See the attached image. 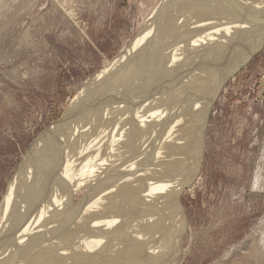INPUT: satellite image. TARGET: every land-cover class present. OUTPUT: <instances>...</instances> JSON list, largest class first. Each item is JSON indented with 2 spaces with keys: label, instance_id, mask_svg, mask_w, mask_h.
<instances>
[{
  "label": "rangeland",
  "instance_id": "1",
  "mask_svg": "<svg viewBox=\"0 0 264 264\" xmlns=\"http://www.w3.org/2000/svg\"><path fill=\"white\" fill-rule=\"evenodd\" d=\"M164 1L167 0H0V212L6 215L8 221L13 219L11 212L20 204L18 176L25 171L23 162L30 151L36 154L47 143L46 151L53 147L55 152H60L62 161L52 173L54 180L51 185L57 183L53 192L45 189L40 199L44 200L46 213L53 212L58 221L63 211L80 206V202L88 203L87 210L97 203V196L86 193L85 180L90 171L80 184L76 181L69 184L73 182L72 178L77 177L72 168L74 163L66 160L68 155L74 157V144L66 155L63 142L67 140V144H72L74 137L66 130L62 133L56 128L66 126L68 122L72 125L80 115V119H84L85 115L80 111L88 107L86 104L89 101L92 103L95 100L97 79L103 77L108 68L113 71L125 64L123 68L130 69L141 61L145 64L152 61L151 58L156 60L167 55L164 54L166 46L159 42L157 34H150L149 39L143 38L145 32H153L147 29L146 19ZM187 3L191 9L187 8ZM169 5L173 12L168 15L172 24L167 26L165 33L177 36L188 33L195 37L214 31L208 28L227 25L221 31L232 35L228 39L231 48L222 55L225 59L222 69L241 41V48L244 45L254 46L247 60L226 77L212 100L200 160L196 163L188 160L186 166L180 167L181 177L196 167L193 179L186 180L183 186L180 184L174 194L177 198L169 201L171 205L164 203L163 199L158 202L159 205H167L168 210L176 207L181 217L175 227L180 232H176L177 236L169 242L176 249L171 263L264 264V38L259 39L261 41L253 39L254 33L260 32L264 26V13L249 8L238 9L224 0H169ZM167 7L163 6L162 10L169 13ZM245 36L251 40L244 41ZM137 37L142 38L143 47L135 48L133 53L146 57H139V64L135 65L136 55H132V61H127L124 56L121 61L112 64L130 51L128 47L135 40H140ZM186 37H178V43L186 41L181 48H198L204 42L202 39L198 41L200 38L181 39ZM177 47L167 53L171 54ZM214 49L208 48L205 55L209 57L208 53H213ZM189 52L193 53L192 49ZM221 61L220 55H213L211 65L214 67ZM153 84L156 86L159 82L154 81ZM194 93L198 100H202L199 98L200 88ZM76 96L83 105L87 103L83 106L78 98L75 100ZM90 111L85 112L86 116ZM85 126H89L87 122L81 127L83 132ZM41 138L46 139L42 141ZM168 150L172 149H168L167 145L164 151ZM114 154L115 151L110 158ZM93 160L94 155L89 163ZM30 161L28 156L27 162L33 166ZM106 162L104 160V164ZM65 174L68 175L66 182ZM6 198L10 203L4 200ZM108 198L110 205L107 210L115 209V197L110 194ZM13 205L18 206L15 208ZM78 218L76 223L68 222L64 226L55 222L63 226L56 229L60 231L58 234L62 232L63 235L54 240L60 244L59 258L64 256L68 243L80 240L81 234L75 237L83 220L80 213ZM31 222L26 221L20 228V247L27 242V248L21 247L25 249L21 257L24 261L29 252L32 258H36L31 251L32 233L27 235L34 226ZM27 224L31 225L24 230ZM6 244H0V252L4 251ZM164 256L163 261L168 255Z\"/></svg>",
  "mask_w": 264,
  "mask_h": 264
},
{
  "label": "bare ground",
  "instance_id": "2",
  "mask_svg": "<svg viewBox=\"0 0 264 264\" xmlns=\"http://www.w3.org/2000/svg\"><path fill=\"white\" fill-rule=\"evenodd\" d=\"M224 1L238 9L249 8L264 13V0ZM167 5L169 13L165 12V9L162 10L163 6ZM186 5L187 8H192L189 3ZM169 7V0H167L154 8L149 19H146L147 29L153 32L147 31L149 33L145 32L143 35L144 39H149L150 34H157L160 38L159 42L166 46L164 54L167 55L159 56L156 60L151 58L153 62L147 61V64L142 61L139 64L141 59L139 57L145 55L133 53L135 48L143 47L142 38L137 37L140 40L133 41L134 43L127 49L130 51L114 62L112 61V64L118 63L124 56L127 61H132L134 58L132 55H136L138 56L137 63H133L139 65L132 66L130 69L123 68L126 62L123 61L124 66H121V69L117 67L112 71L110 67L107 73L104 71L106 74L103 73V77L97 79V95L93 97L95 100L92 103L89 101L90 104L86 102L88 107L80 111V113L83 112V116H86L85 112L91 110L88 116H84L81 120L79 113V119L76 118L78 120H75L76 122L72 125L68 122L66 126L64 124L61 128H56L62 133L66 130L74 137L72 144L69 142L67 144V140L63 142L66 155L74 144L72 150L75 155L74 157L68 155L66 160L70 159L71 164L74 163L72 168L74 167V171L77 172V177L72 178L73 182L69 184L75 181L76 184H80L87 171H90L85 180L86 193H91L93 197L97 196V203L87 210L88 203L80 202V206L63 211L58 221L53 212L46 213L43 206L44 200L40 201V199L45 189L47 192H53V187L57 185V183L51 185L54 180L52 173H55V166L62 161L61 154L55 152L53 147L46 151L48 143L37 153L35 152L36 154L33 153L34 155L30 151L28 155L30 162L33 166L38 164L33 168L27 162V156L23 162L25 171L20 169L23 174L17 175L20 179L18 185L21 188L19 190L20 199L17 198L20 204L13 213L11 212L13 219L8 221L6 215L0 212V244L7 242L4 251L0 252V264H176V262L171 263L175 259L172 255L176 249L172 248V243L169 242L177 236L176 232H180V229L175 227L181 217L176 207L168 210L167 205L163 204V207L158 202L161 199L164 203L171 201L175 198L174 194L179 190L180 184L183 186L186 180L193 179L196 167H192L182 177L180 167L186 166L188 160L192 163L200 160L203 152L204 129L212 100L217 96L226 77L247 60L254 46L244 45L241 48L240 45L243 42L241 41L237 51L226 59L228 64L225 63V68L222 69L225 60L222 55L227 54L231 48L228 39L232 35L230 36V32L221 31L227 25L208 28L214 31H206L195 37L187 33L184 35L187 37L181 39L200 38L198 41L202 39L204 42H199L202 45L198 48L197 46L181 48V44L186 41L178 43L177 40L178 37L184 36L165 33L167 26L172 24L168 15L173 12ZM178 20L180 16L177 22ZM258 29L259 27L256 30ZM254 34L253 39L261 41L259 39L264 38V26L260 32ZM249 40L251 39L245 36L244 41ZM176 46L178 47L171 54L167 53L169 49ZM215 47L217 49H214ZM208 48L215 50L213 53H208L209 57L205 55ZM190 49L193 53H188ZM213 55H220L222 60L214 67L211 65ZM154 81L159 84L155 86ZM198 88L201 93L199 98H202V100L199 99L200 101L194 93ZM78 96L80 98V95ZM76 98L78 97L76 96L75 100ZM81 104L83 105L82 102ZM77 122H79V127ZM85 122L89 126H85L83 132L81 127ZM45 136L47 135L44 134ZM40 140L38 139V142ZM167 145L168 149L172 150L164 151ZM33 149L32 152L37 150ZM113 151L115 154L110 158ZM92 155H94V160L89 163ZM104 160L107 161L105 164ZM66 170L70 172L67 167ZM67 177L68 175H66L65 182ZM120 178L121 182H119ZM12 193L14 194L13 190ZM110 194L115 197V209L107 210L110 205L108 198ZM168 205L171 203L169 202ZM14 207L13 209L16 208ZM8 213L10 214L9 210ZM78 213L82 215L83 220L76 230L75 237L78 238L77 235L81 234L80 240L75 239L68 243L64 256L59 258L60 244L54 240L60 238L63 233L58 234L60 231L56 229H62L68 222L76 223L79 220ZM33 218H35L34 221ZM29 220H32L31 223L34 226L29 229L27 235L32 233L33 248L31 251L36 258H32L29 252L24 261L21 257L25 249L21 247H26L27 242L20 247L19 238L22 236L20 228ZM29 225L31 224H27L24 230ZM5 227L7 229H4ZM82 240L83 242L79 243ZM165 254L168 257L163 261Z\"/></svg>",
  "mask_w": 264,
  "mask_h": 264
}]
</instances>
